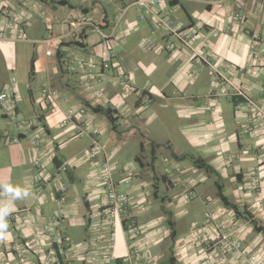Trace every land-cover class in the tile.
<instances>
[{"label":"crops","instance_id":"obj_1","mask_svg":"<svg viewBox=\"0 0 264 264\" xmlns=\"http://www.w3.org/2000/svg\"><path fill=\"white\" fill-rule=\"evenodd\" d=\"M38 1L35 10L33 1L0 0V92L10 87L17 118L34 123L23 134L0 107V207L11 201L0 235L4 264L15 259L19 235L26 264H40L53 248L60 264H243L251 255L264 264V0H163L157 11L196 31L194 49L176 51L166 49L172 38L153 17H140L135 0ZM83 15L94 26L70 39V24ZM197 51L212 56L216 76ZM81 56L102 63L100 71H67ZM123 79L133 88L125 95ZM45 83L65 107L86 109V125L99 127L105 152L98 158L83 154L93 137H77L73 123L62 125V111L42 101ZM87 84L103 95L94 97ZM105 156L130 197L128 221L114 228L98 178ZM38 173L46 180L35 184ZM61 184L68 189L63 203L56 200ZM4 186L29 194L13 199ZM205 233L211 239L202 240Z\"/></svg>","mask_w":264,"mask_h":264},{"label":"built area","instance_id":"obj_2","mask_svg":"<svg viewBox=\"0 0 264 264\" xmlns=\"http://www.w3.org/2000/svg\"><path fill=\"white\" fill-rule=\"evenodd\" d=\"M25 3L31 2L32 7L35 10L39 9V1L38 0H23ZM163 0H135V4L142 8L144 10L143 13L140 14L141 18L145 17H153V25L156 29H161L164 30L165 33L172 38L169 40L166 44V49L169 51H176L181 46L189 47L191 49H194L193 47V40L196 37V31L192 28L190 29H181L177 27L174 23V20L169 17L166 14H162L159 11L156 10V7L162 3ZM239 5L243 4V0H237ZM5 14L7 13V10L4 12ZM41 15L44 17L46 16V12L41 10L40 11ZM236 18L240 19L241 15L239 13L236 14ZM14 21H9V25L13 26ZM71 29L68 32L67 36L70 39H76L78 38V35L82 33L83 29L86 28L87 26H94L93 24V19L91 17H88L86 15H83L81 18L77 19L76 21L72 22L71 24ZM98 28V27H97ZM100 31V29L98 28ZM4 32L3 30H0V38L3 36ZM111 37V35H109ZM108 35L104 34L105 39H110ZM19 39H27V35L25 33H20L18 35ZM46 41H49V39H46ZM257 47H252V50H254ZM197 56H199L202 60H204L209 68V74L211 76H216L218 74V71L216 69V65L213 62L212 56L211 55H201L199 51H197ZM259 52L261 54H264V47L259 48ZM47 55H52V50L48 49L46 51ZM93 55V53H91ZM256 56V55H255ZM257 57V56H256ZM102 63H98L96 61H90L88 60L87 56H81L78 57L76 60V63L69 62L66 64V70L67 71H74L77 68H81L84 66H87V71L89 74L94 73L95 71H100L102 67ZM106 65V63H105ZM103 75L102 73H99ZM15 80V78H13ZM120 84L127 86V90L123 95L128 93L129 91H132L133 88L127 83L125 79L120 80ZM86 89L93 90L94 92V97L100 98L103 95V92L93 88L91 85L87 84ZM240 92V91H239ZM241 93V92H240ZM12 90L10 87L5 86L1 92H0V107L4 111V114L9 117L11 121L15 123L17 128L23 133L26 134L34 125V123L31 120L28 119H19L17 118V115L14 112V103L11 97ZM40 97L42 101L50 106H54L58 109H60L63 113V118H62V125H68L70 123H73L76 126V136L77 137H93L92 144L87 146L83 154L86 158L88 159H96L102 154L104 151L103 146L99 144V141L97 139L100 129L99 127L96 126H88L86 125V122L83 120L84 117L87 115V111L84 107H75V106H68L65 107L64 102L65 100L60 96V93L51 86L50 83H45L41 86L40 89ZM14 143H19L20 138L15 137L12 139ZM34 144L37 146L39 144L38 140L34 141ZM165 161H169L168 158H165ZM41 157L36 156L34 159V164L36 166H41ZM66 165H62L60 167V171H65L66 170ZM114 168L112 164L109 162L107 157L105 156V160L100 168V172L98 173V178L101 182V184L104 187V190L107 195V214H108V224L111 226V228H114L117 224L118 220H123L125 219L128 221L130 217L129 213V206H130V197L128 194L123 191L116 183L114 179ZM46 178L43 177L42 173H38L37 175L34 176V183L38 184L41 183L42 181H45ZM68 196V189L65 185H60L57 189L56 193V200L59 202H65ZM213 219V220H212ZM214 219H216L214 213H207V221L210 223L212 220L214 222ZM59 222L58 218L53 219L54 226L57 225ZM127 229L131 232H134V234H138L140 232V228L136 225H134L131 222L127 223ZM55 227H53V230ZM111 240H114L115 238V232L111 231ZM25 235H19L18 237H15V240L13 241V251L12 254H14L15 259L11 260L9 264H26V245H25ZM211 239L210 235L208 233L203 234L202 240H208ZM221 240L226 242L227 244L230 240L229 233L224 232L221 236ZM55 245L59 249L62 248V239L60 235H56ZM233 246L235 249L234 252L239 251L240 249V243L237 241L233 242ZM62 258L61 256L55 252L54 248L50 249L48 252L43 254L41 256V261L40 264H60ZM4 259L3 257H0V264H4ZM67 262L70 264L69 260ZM104 263H108V258L104 259ZM229 264H234V263H229ZM243 264H259L258 263V257L256 255H251L250 257L246 258L243 260Z\"/></svg>","mask_w":264,"mask_h":264},{"label":"clouds","instance_id":"obj_3","mask_svg":"<svg viewBox=\"0 0 264 264\" xmlns=\"http://www.w3.org/2000/svg\"><path fill=\"white\" fill-rule=\"evenodd\" d=\"M3 191L10 194L13 199L21 198L22 196H27L29 193L26 190L19 188H13L11 186H4ZM11 210V201L8 202L4 207H0V235H5L4 229L8 227L6 223V217Z\"/></svg>","mask_w":264,"mask_h":264},{"label":"trees","instance_id":"obj_4","mask_svg":"<svg viewBox=\"0 0 264 264\" xmlns=\"http://www.w3.org/2000/svg\"><path fill=\"white\" fill-rule=\"evenodd\" d=\"M95 110H96V111H99L100 109H99V108H95ZM107 114L111 117L110 111H107ZM111 120H113V119L111 118ZM196 161H197L199 164H201L202 167H204V168H206V169L208 168L207 165L203 162V160H201V159L198 158V159H196ZM222 199L224 200V202H226V204H228V203H227V200L225 199V196L222 195Z\"/></svg>","mask_w":264,"mask_h":264},{"label":"rangeland","instance_id":"obj_5","mask_svg":"<svg viewBox=\"0 0 264 264\" xmlns=\"http://www.w3.org/2000/svg\"><path fill=\"white\" fill-rule=\"evenodd\" d=\"M27 65H28V63H27L25 66H27ZM27 69H28V68H27ZM26 73H28V70H27ZM7 74H8V76H9V75H10V72L7 71ZM17 76H19L18 78H19V80L22 82V81H24L23 78H24L26 75H24V74L21 75V73L18 72ZM161 167H162V166H161Z\"/></svg>","mask_w":264,"mask_h":264}]
</instances>
